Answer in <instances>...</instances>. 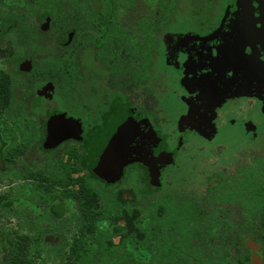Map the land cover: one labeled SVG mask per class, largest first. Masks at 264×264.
<instances>
[{"label": "flooded vegetation", "instance_id": "flooded-vegetation-1", "mask_svg": "<svg viewBox=\"0 0 264 264\" xmlns=\"http://www.w3.org/2000/svg\"><path fill=\"white\" fill-rule=\"evenodd\" d=\"M172 1L160 14L173 17L144 27L143 39L100 20L110 39L99 49L108 74L97 71L100 108L70 99L76 82L92 74L77 61L86 40H49L47 62L37 61L38 39L17 41L25 47L21 57H1L8 69L0 74V186L16 189L14 210L2 212L60 224L72 219V207L80 206L74 196L83 191L121 189L125 177L145 190L158 130L160 154H245L247 131L264 123V0H194L185 17L175 12L183 0ZM154 28L158 38H150ZM103 85L110 93H101ZM68 119L75 125L66 126ZM120 127L123 151L115 154L127 162L113 176L103 154Z\"/></svg>", "mask_w": 264, "mask_h": 264}, {"label": "rangeland", "instance_id": "rangeland-1", "mask_svg": "<svg viewBox=\"0 0 264 264\" xmlns=\"http://www.w3.org/2000/svg\"><path fill=\"white\" fill-rule=\"evenodd\" d=\"M193 1L183 0L182 8L172 12L175 11L177 17L181 16L186 8L187 11L193 6ZM172 2L0 0V59L8 55L23 56L21 49L25 47H20L18 40L38 39L37 61L40 62L48 61H43L42 57L49 52V40L62 44L69 39L86 40L87 45L78 54L77 61L80 69L82 65L83 70L90 69L92 74H85L84 80L76 82L70 99L74 105L88 101L99 104L100 108L104 96L96 92L102 85L97 71L106 72L98 64H105L100 59L99 49L110 43V39L100 32V20L108 17L110 20L107 21H116L126 32H132L135 39H143L144 27L167 23L173 17L172 14L166 17L160 14L165 4L173 6ZM155 29L150 31V38H158L159 32ZM102 40L106 42L99 44ZM7 69V63L0 62V74ZM101 89V93H110L105 85ZM116 94L113 92V96ZM172 129L171 126L166 127V138L172 141L167 143L171 149L169 152L175 146L174 138L168 135ZM251 129L247 131L245 154H160L159 146L164 143L160 135L163 132H153L151 141L155 143L152 149L157 156L148 160L150 172L143 180L148 183L145 190L138 187L141 182L137 178L125 177L122 184L119 182L121 189L91 192L89 203L102 216L97 223L96 237H86L85 240L92 249L101 243L109 247L111 254H100V259L83 255V258L75 260L71 252L78 227L82 225L83 219L78 217L82 206L72 207V219L60 224H31L2 212L0 208V235L11 240L13 248L10 261L6 262L0 256V264H14L17 260L21 264H120L119 257L126 262L128 259L124 255L128 254L134 256L128 264H163L155 256L163 255L168 244L178 250V254L175 251L172 255L181 264H216L221 257L230 263L241 264L246 253L244 247L251 255L248 264H263L260 242L241 229L242 223L250 220L252 204L257 202L247 197L248 191L255 186H264V123L260 128ZM255 133L257 139L253 138ZM162 155L166 158H161ZM14 188L15 185L9 183L0 186V205L2 200H14ZM212 189L208 195V190ZM204 201L206 210L201 211L203 217L196 219L194 208L203 206ZM158 224L163 225V231L159 233L161 240L154 235L156 231L160 232ZM115 227L123 228L122 232L116 234L113 231ZM132 239L141 247V258L128 245ZM158 245H163L161 250L156 247ZM3 247L4 244H0V254ZM164 264L171 263L167 260Z\"/></svg>", "mask_w": 264, "mask_h": 264}, {"label": "trees", "instance_id": "trees-1", "mask_svg": "<svg viewBox=\"0 0 264 264\" xmlns=\"http://www.w3.org/2000/svg\"><path fill=\"white\" fill-rule=\"evenodd\" d=\"M212 191H213V189L208 190V192H207L208 195H210ZM74 197L75 198L77 197V200L80 203V206H82L80 208V215H81L80 219H83L81 222L82 225L80 227H78L79 228L78 235H77V237L74 238L73 244H72L71 252L73 253V255L75 257V260L83 258V255L88 256V257L96 256L97 258H98V256H100V254L110 255L111 250L109 249V247L104 246L103 243H101L99 245V247L97 246L94 249L90 248L89 245L86 243V240H85L86 237H90V238L96 237L97 232H98L97 223H98L99 218L102 216L98 211H95L92 208V206L90 205L89 199H88L90 197L89 192L83 191V192H81V196L77 195ZM247 197L252 198V200L257 201V202L252 204L251 209H250V213H249L250 220H246L247 222L242 223L241 229L247 235L252 236V238H254L260 242V249H261V253L263 256V264H264V186H255L253 189L248 191ZM205 204H206V202L204 201L203 206L196 205L197 208H194V216L196 219L203 217V215L201 214V211L206 210L204 207ZM3 207H6L7 210H10L12 208L11 211H13L14 207H15L14 200L13 201L12 200L6 201L4 206H3V204H1L0 208H3ZM158 225H159L160 232L158 230L155 232L154 235H156V237H158V240H161V238H160L161 235H159V233H161L163 231V227H162L163 225H161V224H158ZM122 230H123V228H120V227L113 228V231L116 234L122 232ZM0 244H4V247H3L4 251L1 252L0 256L6 262H9L10 257H11V253L13 252V248L11 246L12 245L11 240H7L5 237L0 235ZM128 245L132 249V251L136 254V256H138L139 258L142 257L143 254L140 251L141 247L139 246L137 241L132 239V240H130ZM163 245H158L156 247L161 250ZM166 246H167V249L164 252V254L163 255L157 254L155 256V258L158 259L163 264L167 260L171 264H181L180 261L177 258H175L174 255H172V253H174L175 251L177 253L178 250H176L170 244H168ZM244 249L246 250V253L244 254L240 263L241 264H248L251 255H250V252L248 251V249L246 247H244ZM92 253H94V255ZM124 258H127L128 260H126V262H123V260H122L123 257L122 258L119 257L118 261L120 264H128L130 261H132L131 259H134V256L132 254H128V256L124 255ZM98 259H100V258H98ZM134 261L135 260H133V262ZM216 262H217L216 264H225V263L235 264V263L228 262L227 259L223 258V257L218 258L216 260ZM14 264H21V262L17 260L14 262ZM72 264H77V262H73ZM195 264H201V262H197ZM206 264H210V263H206Z\"/></svg>", "mask_w": 264, "mask_h": 264}, {"label": "water", "instance_id": "water-1", "mask_svg": "<svg viewBox=\"0 0 264 264\" xmlns=\"http://www.w3.org/2000/svg\"><path fill=\"white\" fill-rule=\"evenodd\" d=\"M63 123L67 126H74L75 123H73L72 120L68 119L63 121ZM73 128V127H72ZM123 127L117 128L118 130L115 131L110 137L109 140L106 144V147L104 149V154H103V164L104 167L109 168L110 172L113 176H118L121 173L122 167L125 165L127 162L126 156L121 154V156H118L115 154L117 151L121 152L123 149L120 147V140L124 136L123 132L121 131ZM123 146V145H122ZM155 174V173H154Z\"/></svg>", "mask_w": 264, "mask_h": 264}]
</instances>
